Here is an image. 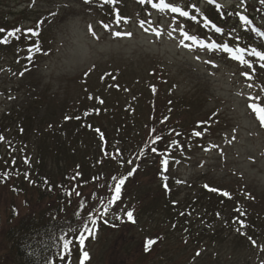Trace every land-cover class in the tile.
Returning <instances> with one entry per match:
<instances>
[{"label":"trees","instance_id":"obj_1","mask_svg":"<svg viewBox=\"0 0 264 264\" xmlns=\"http://www.w3.org/2000/svg\"><path fill=\"white\" fill-rule=\"evenodd\" d=\"M48 1L51 0H37L38 3ZM70 1L84 15H92L99 24L101 21L108 23L117 10L122 18L127 17L125 14L130 10L133 11L138 14L135 19L139 21L154 13H162L163 9L161 0H152L147 4L139 0H115V3L109 4H102L101 0ZM2 3L0 0L1 10L5 7ZM261 9H264V4L258 0L253 8L242 12L253 21L249 26L238 21L234 15L237 10L224 9L206 1L204 12L187 21L190 32L198 40L215 45V48L207 51L200 48L201 51L215 55L221 61H230L240 70L244 65L242 61H237V57H244L252 64L251 74L264 86V69L261 67L264 60L252 55L253 48L264 53V37L258 35L264 31L258 20V14L264 13ZM1 10L0 28L5 29V32L0 33V38L15 28H20L21 33L29 28L36 30L37 23L45 18L40 10L35 11V6L20 14L22 23L15 20L12 22ZM214 25L220 27L221 31L216 32ZM47 27L45 21L38 29L39 40L46 50L49 49L48 36L44 33ZM31 43L33 41L24 39L21 34L19 39H9L7 44H0V64L6 60L5 69L13 72H21L26 64L30 69L33 63L24 60V49ZM225 46L233 51L225 52ZM238 47L245 50L237 53L235 48ZM42 56L37 55L34 63H38ZM126 79V76H122V84L118 85L120 91L127 89ZM151 84L155 86L156 92H153L152 86L141 94V98L144 97L149 103L150 111L146 116L141 115V109L145 110L141 105L118 103L109 105L112 108L104 111L107 113H104L102 120H95L94 110L92 113L89 110L84 116L82 112H69L67 117L70 119L60 123L49 121V116H57L59 111L67 112V109L61 106L62 100L50 97L44 90L33 99L24 94L19 105L0 111V136L4 137L0 141V196H4V204L8 208L5 217L0 213V264H44L45 259L54 260V264H69L71 259L79 257L80 246L74 244L70 257L60 261L58 241L55 238L62 231L74 237L76 233L71 229L78 228L82 223L73 215L80 201H86L87 210H94L93 206H99L100 199L107 201L110 197L109 187L115 183L111 177L126 175L137 165L136 172L126 180L122 188L120 200L109 209L119 211L118 214L125 222L108 219L116 228L137 226L132 230L136 236L131 235L136 240L132 242L131 238L126 239L125 236H122L121 241L116 240L109 258L112 264H125L129 258L155 264L157 261L152 258L153 252L160 258L164 255L162 252L167 250L171 259L179 246L178 250L182 251V256H186L187 263L198 258L204 262L213 260L215 263L211 262L214 264H233L231 257L238 258L243 247L244 250L252 245L249 237L264 247V214L244 207L243 200L247 199L248 190L241 191L240 196L227 198L206 190L205 184H202L198 194L186 192L188 195L181 196L179 187L182 183L171 175V168L182 165L183 157L201 139L191 136L197 122H205L201 125L202 135H211L209 138L215 135L212 132L217 129V125L202 118H192L190 115L185 117L188 113L182 114L174 108L158 110L154 99L163 84L157 80ZM156 135L162 139L155 146L162 154L167 153L170 161V170L164 173L169 176L168 191L162 187L164 181L159 165L162 156L150 152L151 140ZM173 139L179 141L180 148L171 146ZM142 149L144 155H141ZM8 152L11 158L2 157L3 153ZM25 159L28 163L24 162ZM129 160L133 161L131 165L127 163ZM4 173L8 174L6 178ZM25 173L28 174L27 178ZM73 190L79 191L81 195L68 196L67 193ZM93 193L96 194L95 198ZM61 208L64 211H60ZM128 210L133 211L135 223L126 221L124 213ZM81 214L86 218V212ZM241 220L245 225L243 228L239 223ZM142 222L144 225L152 223V227L143 229L140 226ZM101 226L110 227L103 220H98L97 228ZM172 235V240L164 242V239ZM180 236L184 239L179 244L175 241ZM148 238H155L157 243L145 252L143 242ZM45 244L49 246L47 249L44 248ZM169 245L174 246V251L167 248ZM170 264L177 262L172 258Z\"/></svg>","mask_w":264,"mask_h":264},{"label":"rangeland","instance_id":"obj_2","mask_svg":"<svg viewBox=\"0 0 264 264\" xmlns=\"http://www.w3.org/2000/svg\"><path fill=\"white\" fill-rule=\"evenodd\" d=\"M2 1L5 7L2 8L3 11L0 10L9 16L12 22H21L20 14L33 6L36 7L35 11L40 10L45 14L42 22L44 24L47 21L48 27L44 33L48 36L47 45L51 54L42 56L24 76H20L19 71L5 69L6 60L0 64V111L19 105L24 94L33 99L44 90L50 97L62 100L61 106L67 109V112L59 111L57 116H49V121L60 123L69 112H82L84 116L89 110L91 113L94 110L95 120H102L104 113L112 108L109 105L118 103L141 105L145 109H141V115L146 116L150 111L149 103L144 97L141 98V94L153 86V80L160 81L163 85L154 99L158 110L174 108L182 114L188 113L185 117L190 115L192 118H202L217 125V129L212 132L215 134L212 135L213 138H209L211 135H202L196 146L183 157L184 163L171 168V175L176 176L182 183L179 187L181 196L188 193L198 194L202 184L227 191L230 196H240L241 191L248 190L249 195L243 200L244 207L249 211L264 214V128L259 127L255 114L247 108L248 103L261 104V100H249V97L259 96L264 99V86L258 83L253 75L251 81L244 80L240 75L241 70L230 61H221L217 56L209 55L194 45L191 49H184L179 44L180 29H186L189 34L194 35L190 32L187 20L194 15H201L207 0H165L168 6L162 5V13H154L151 17L144 18L152 22L146 23L144 27H155L162 33L160 38L146 34L135 19L138 14L130 10L124 14L131 22L126 25L122 23L121 28L133 35L123 39L113 38L111 31L116 30L115 28L105 31L92 15L81 13L79 7L74 6L70 0H51L43 3H38L37 0ZM257 1L245 0V7L240 0H212L224 9L241 12L253 8ZM172 6L187 11L188 17L172 13ZM54 13L56 15L53 16ZM262 18L264 13H259V24L264 28ZM89 25L93 27L95 37L88 32ZM170 31L173 33L171 37L168 36ZM186 43L190 44L191 41ZM209 58L218 67L211 68L203 62ZM89 69L92 71L89 72ZM85 72H89L87 77L84 76ZM107 73L111 75H106ZM122 76L127 77L128 87L125 91H120V86L118 87L122 84ZM249 83L252 84L251 88L247 86ZM78 102L81 109L78 108ZM70 107L72 109H69ZM105 110L107 111L104 112ZM213 113L219 115L210 120ZM116 119L118 120V117ZM205 148L208 150L205 151ZM10 154L3 153L2 157L11 158ZM7 211L4 196H0V213L5 217ZM118 213L117 210H110L106 218L114 219ZM154 222L158 223V220ZM140 224L143 229L152 227V223ZM136 227L97 228L95 238L89 236L84 244V251H87L90 257L84 264H112L109 258L116 240L121 241L122 236L126 239L131 238V235L136 236L132 231ZM173 237L174 235L164 239V242H169ZM183 239L184 237L180 236L175 242L180 244ZM131 240L134 242L136 239ZM179 247H176V252L172 255L177 264L215 263L213 260L211 261L214 263L208 260L204 262L198 258L187 263L188 259L181 255ZM167 248L174 251L173 245ZM243 248L238 258L231 257L233 264H264L262 245L256 243V246L249 245L248 249L244 250ZM166 251L162 252L164 255L160 258H157L156 252L152 253L153 260L157 261L155 264H170L172 258L170 259ZM80 257L81 252L79 257L71 259L69 264H80ZM125 264L146 263L137 258H134V261L129 258Z\"/></svg>","mask_w":264,"mask_h":264},{"label":"snow or ice","instance_id":"obj_3","mask_svg":"<svg viewBox=\"0 0 264 264\" xmlns=\"http://www.w3.org/2000/svg\"><path fill=\"white\" fill-rule=\"evenodd\" d=\"M87 2V0H86ZM140 3L142 4H147V3H151L152 0H139ZM208 3H211L212 0H207ZM260 2L262 4H264V0H260ZM102 4H109V3H115V0H101ZM241 4H245V0H240ZM161 4L165 7L168 6L167 3H165V0H161ZM171 12L172 13H179V15L181 17H188L189 13L187 11H182L179 7L176 6H172L171 7ZM262 11H264V9H261ZM53 16L56 15L55 13L52 14ZM234 15L237 17L239 22H242V24H247V25H251L253 23V21L245 14L242 12H235ZM195 18V17H193ZM264 19V18H262ZM130 18L128 17H121L118 10L115 11L113 13V19L108 22H100V26L105 30V31H109L110 29L115 28L116 30H112L111 31V36L113 38H131L132 37V33L126 31L125 29L121 28V24H128L130 23ZM42 22H38L36 25V30L29 28L26 29L23 33H21V29L20 28H15L13 30L7 31V33L4 35L3 38H0V44H7L9 39H19L20 35L22 34L24 39L26 40H30L33 41V43L29 44L24 51L26 52V55L24 56V60L28 63H33L35 62V58L37 55H43V56H49L51 54V50L50 49H44V47L42 46V43L39 40V36H40V32L38 31V29L40 28ZM146 23L151 24V21L145 20V19H140L139 20V26L144 30V32L146 34H152L154 35L156 38H160L162 36V33L160 31H158L155 27H151V29L144 27V25ZM214 30L216 32H220L221 29L220 27H217L214 25ZM5 29L0 28V33H4ZM88 32L90 34H92L95 37V32L94 29L91 25L88 26ZM173 35V33L170 31L168 32V36L171 37ZM180 35V40H179V44L180 46H182L184 49H191L193 45L197 46V49L203 48L205 51H207L209 48H215V45L213 44H205L202 40H198L197 37L195 35H191L187 32L186 29H180L179 32ZM258 35L264 37V31L259 32ZM35 38V39H34ZM186 41H191V43H186ZM59 49H57L58 51ZM245 49L243 47H238L235 48V52L240 53L243 52ZM225 52H231L233 51V49L225 46L224 48ZM252 55L254 57H259L260 60H264V53H262L261 51H257L256 48L252 49ZM197 59H199V56H197ZM237 61H242L244 68L241 70V77H243L244 80H249L251 81L253 79V76L250 72V70L252 69V64H250L248 62V60L244 59V57L242 56H238L237 57ZM19 62V60L17 61ZM206 65H209L211 68H216L218 67V65L216 63H214L212 61L211 58L204 60L203 61ZM262 69H264V65L261 66ZM31 69H29L27 67V64L25 65L24 70H22L21 72H19L20 76H24L25 72L30 71ZM92 71V69H89V72ZM89 72H85L84 76L87 77ZM106 75H111V73H107ZM115 77H113L114 79ZM249 88L252 87V84L249 83L247 85ZM153 92H156V88L155 86H153L152 88ZM92 97L90 96L89 99H91ZM261 100V104L257 105L256 103H248L247 104V108L251 111V113L255 114V119L258 120L259 122V127L260 128H264V99H261L259 96L256 97H249V100ZM100 103H103V101H99ZM87 115V113H86ZM219 114L218 113H213L212 117H210V120H214ZM65 119H70V117H65ZM77 119H79V117H77ZM164 119L166 120L167 117H164ZM163 123V121H161ZM205 123V122H197L196 127L194 128V130H192L191 132V136L192 137H196V138H202V134H203V130L201 128V125ZM197 129H201V130H197ZM152 131H156L155 129H153ZM97 132H99V129H97ZM177 136L180 135L179 132L176 133ZM101 139H103V137L101 136ZM162 139V137L160 135H156L152 140H151V146H150V152L151 153H155L157 154L159 158V165H160V172H161V178L164 181V183L162 184V187L164 188L165 191L169 190V185L167 184V181L169 179L168 175H165L164 173L169 172L170 170V161L168 158V154L164 153L162 154L160 152V150L158 149V147H156L155 145H157V142L160 141ZM4 137L0 136V141H3ZM171 146H174L176 148H180L181 145L179 143L178 140L173 139L170 142ZM208 149L205 148V151H207ZM141 155H144L143 149L141 150ZM221 155H223V153L221 152ZM137 159H139V157H137ZM252 158H250L251 160ZM25 163H28V160L25 159L24 161ZM13 163H15V161L13 160ZM127 163L129 165H131L133 163L132 160L127 161ZM137 166L132 167L131 171H128L126 175H122L119 178L113 176L111 177V179L115 182L114 186H110L109 187V191H110V197L107 199V201H105L104 199H100V203L99 206H93L94 210H87L88 209V205L86 203V201L81 200L78 206V210H76L73 215L77 218L80 219L82 221V223L79 225L78 228L76 229H71L72 232L76 233L74 235V237H70L68 235V233L66 232H61V234L56 237V241H58V258L60 261H64L65 257H70L71 255V250H72V246L74 244H78L80 246V250H81V257H80V264H84V262L86 260H88L89 257V253L87 251H84V244H85V240L88 239L89 236L95 238V233L97 230V222L98 220H103V223H105L106 225H109L111 227H116V225L112 222H110L106 217L108 215L109 209L113 208V206L116 204V202L118 200H120L121 198V191L123 186L126 183V180L133 176L134 173L137 170ZM7 173H4L5 178L7 177ZM27 173H25V178H27ZM45 183H47V180L44 181ZM204 188L210 192L213 193H217L219 196L222 197H227V198H231L230 197V193H228L227 191L224 190H219L215 187H209L207 184L204 185ZM75 195L77 197H79L81 194L79 191L73 190L70 191L69 193H67L68 196L71 195ZM93 197L95 198V193L92 194ZM175 203V202H174ZM60 211H64L63 208L60 209ZM82 212H86V218H84V216H82ZM181 215H184V213H181ZM243 215V214H241ZM124 217H126V221L127 222H131V223H135V218H134V214L133 211L128 210L124 213ZM115 220H119L121 221V223L125 222L124 218L121 217V215L116 214L114 216ZM241 228L245 227L243 221H239ZM175 227V225H174ZM249 240L251 241L253 246H256V241L252 240L251 237H249ZM157 243V240L155 238H148L143 242V249L145 252H148L151 247L153 245H155ZM49 246L47 244L44 245V248L47 249ZM199 254V253H198ZM44 264H54V260L52 259H45Z\"/></svg>","mask_w":264,"mask_h":264}]
</instances>
